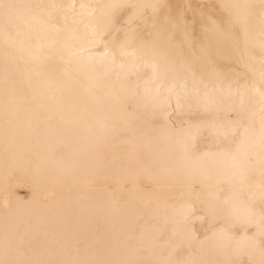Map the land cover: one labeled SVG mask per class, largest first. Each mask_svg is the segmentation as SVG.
Listing matches in <instances>:
<instances>
[{
	"label": "snow or ice",
	"instance_id": "obj_1",
	"mask_svg": "<svg viewBox=\"0 0 264 264\" xmlns=\"http://www.w3.org/2000/svg\"><path fill=\"white\" fill-rule=\"evenodd\" d=\"M0 264H264V0H0Z\"/></svg>",
	"mask_w": 264,
	"mask_h": 264
},
{
	"label": "bare ground",
	"instance_id": "obj_2",
	"mask_svg": "<svg viewBox=\"0 0 264 264\" xmlns=\"http://www.w3.org/2000/svg\"><path fill=\"white\" fill-rule=\"evenodd\" d=\"M27 191H28L27 188H23V187L22 188H19V189H17V195L24 197L25 196V193H27Z\"/></svg>",
	"mask_w": 264,
	"mask_h": 264
}]
</instances>
